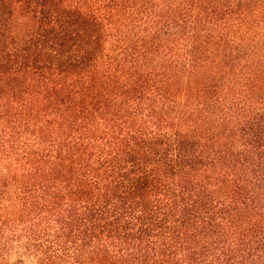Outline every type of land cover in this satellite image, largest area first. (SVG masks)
Listing matches in <instances>:
<instances>
[{
  "label": "trees",
  "instance_id": "obj_1",
  "mask_svg": "<svg viewBox=\"0 0 264 264\" xmlns=\"http://www.w3.org/2000/svg\"><path fill=\"white\" fill-rule=\"evenodd\" d=\"M0 264H264V0H0Z\"/></svg>",
  "mask_w": 264,
  "mask_h": 264
}]
</instances>
